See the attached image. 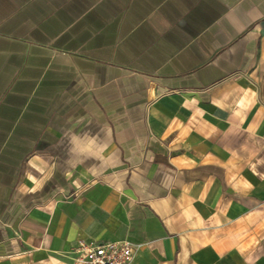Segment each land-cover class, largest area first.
<instances>
[{"label": "crops", "instance_id": "0c3cea01", "mask_svg": "<svg viewBox=\"0 0 264 264\" xmlns=\"http://www.w3.org/2000/svg\"><path fill=\"white\" fill-rule=\"evenodd\" d=\"M264 264V0H0V264Z\"/></svg>", "mask_w": 264, "mask_h": 264}, {"label": "built area", "instance_id": "2783aa9c", "mask_svg": "<svg viewBox=\"0 0 264 264\" xmlns=\"http://www.w3.org/2000/svg\"><path fill=\"white\" fill-rule=\"evenodd\" d=\"M73 253V264H129L133 248L125 242L94 244L79 241Z\"/></svg>", "mask_w": 264, "mask_h": 264}]
</instances>
